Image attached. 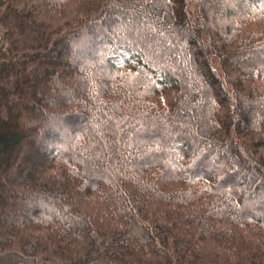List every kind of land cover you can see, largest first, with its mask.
Masks as SVG:
<instances>
[{
	"label": "trees",
	"instance_id": "obj_1",
	"mask_svg": "<svg viewBox=\"0 0 264 264\" xmlns=\"http://www.w3.org/2000/svg\"><path fill=\"white\" fill-rule=\"evenodd\" d=\"M0 108V264H264V0H0Z\"/></svg>",
	"mask_w": 264,
	"mask_h": 264
},
{
	"label": "rangeland",
	"instance_id": "obj_2",
	"mask_svg": "<svg viewBox=\"0 0 264 264\" xmlns=\"http://www.w3.org/2000/svg\"><path fill=\"white\" fill-rule=\"evenodd\" d=\"M63 54H61V55H59V57L60 56H62ZM58 56H56V59H54V61H52L51 63L52 64H58L59 63V58ZM41 60H38V61H36V64L38 65V64H40L39 65V68H41V66L42 65H45L44 63H45V61H43V57L42 58H40ZM44 62V63H43ZM11 74H10V72H8L7 74H6V78H9L10 77V79H11V76H10ZM8 86H9V82H8V84H7ZM12 88V87H11ZM11 105V101H8L7 102V106H8V108H9V106ZM3 114H5L4 112H3V109L2 108H0V120L1 119H3L2 117H3ZM257 116L254 114L253 115V118L255 119ZM168 137L170 138V136L168 135ZM21 153H23L24 154V149L22 150V152ZM27 158H26V161H28V163H26L28 166H27V168L25 167V168H22L21 169V172H27L28 174L27 175H29V173L30 174H32L31 173V170H33V166H34V169H35V164L37 163V161L36 160H33L35 157H29V156H26ZM12 164H13V162H12ZM27 170H30L29 172L27 171ZM31 176V175H30ZM27 183V184H26ZM24 184H26V185H32L33 184V182H32V180H27ZM4 205L5 206H7V208L8 209H12V207H13V205L12 204H8V203H4ZM15 205H17V204H15ZM2 207H0V210L2 211ZM1 211H0V213H1ZM45 213L47 214V216H50V215H52V214H56L55 216H57L58 214H60V211L57 209V208H54L53 209V211H45ZM1 215V214H0ZM51 228H55L54 226L53 227H51ZM56 229V228H55ZM8 230V229H7ZM10 231V232H9ZM58 231H61V233L62 234H64L63 233V228L61 227V228H59V230H56V232L58 233ZM83 232H84V236H85V238H87V240H88V242H90L89 240H90V236H89V234L86 232V230H82ZM86 232V233H85ZM14 237V235L12 234V232H11V229L10 230H8V239H10V238H13ZM84 238V239H85ZM129 246H131V244H129L128 245V247ZM107 254H109V253H107V252H101L98 256L99 257H97V258H95V260H93V261H91V262H97V261H99L100 259H103V258H106V255ZM111 254H114V255H117V253H116V251H112L111 252Z\"/></svg>",
	"mask_w": 264,
	"mask_h": 264
}]
</instances>
